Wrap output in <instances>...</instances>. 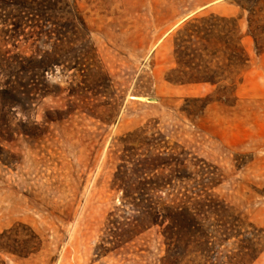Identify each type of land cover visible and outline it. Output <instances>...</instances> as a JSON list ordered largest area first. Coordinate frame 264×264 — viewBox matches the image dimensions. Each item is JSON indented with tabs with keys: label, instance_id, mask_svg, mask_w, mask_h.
Listing matches in <instances>:
<instances>
[{
	"label": "rangeland",
	"instance_id": "374dc122",
	"mask_svg": "<svg viewBox=\"0 0 264 264\" xmlns=\"http://www.w3.org/2000/svg\"><path fill=\"white\" fill-rule=\"evenodd\" d=\"M68 1L84 18L99 72L84 83L58 65L71 78L68 86L44 80L39 90L30 89L38 74L27 72L16 91L1 96L9 130L0 134V232L9 230L23 254L0 253V264H158V227L132 229L138 199L126 202L114 179L120 165L130 166L124 141L140 130L160 133V149L186 152L189 164L172 184L147 192L165 198L184 190L193 183L186 176L194 170L190 159L200 160L202 176L212 177L207 191L264 235V51L245 35L240 80L222 96L210 95L202 110L194 97L213 88L165 79L175 66L173 36L185 19L235 16L246 32L235 1ZM17 38L0 33V49L29 55L36 48ZM251 264H264V247Z\"/></svg>",
	"mask_w": 264,
	"mask_h": 264
},
{
	"label": "trees",
	"instance_id": "16d2710c",
	"mask_svg": "<svg viewBox=\"0 0 264 264\" xmlns=\"http://www.w3.org/2000/svg\"><path fill=\"white\" fill-rule=\"evenodd\" d=\"M234 1L245 13V33L237 17L210 13L185 19L173 36L175 66L166 72L165 79L177 85L213 88L210 94L194 97L202 102L200 110L209 103L210 95L218 98L224 94H218L221 90L234 87L240 80L248 60L245 35L252 37L256 52L264 51V0ZM0 24V33L7 39L16 40L23 35L24 41L31 39V44L36 45L29 55L0 49V98L17 90L14 84L21 78L19 74H38L30 89L39 90L44 73L54 70L53 66L73 69L72 76L79 73L84 83L94 70L99 72L87 25L73 1L0 0ZM49 43L53 45L51 53L37 46ZM7 130V122L0 117L2 137ZM144 133L140 130L133 138L132 133L127 136L123 157L130 166L120 165L123 169L117 170L114 179L126 202L138 199L139 214L132 229L158 227V250L162 251L158 264H251L264 247L263 230L247 223L241 213L207 191L212 177L202 176L204 166L200 160L190 159L194 170L186 176L192 177L193 183L184 190L178 189L165 198L147 192L172 184L179 171L188 170L189 164L186 152L176 154L160 149V133L149 137ZM133 143L144 146L143 152H134ZM9 233L0 232V253L22 256L23 252L16 251L10 243L13 239ZM32 236L37 238L33 231Z\"/></svg>",
	"mask_w": 264,
	"mask_h": 264
},
{
	"label": "clouds",
	"instance_id": "9594fccd",
	"mask_svg": "<svg viewBox=\"0 0 264 264\" xmlns=\"http://www.w3.org/2000/svg\"><path fill=\"white\" fill-rule=\"evenodd\" d=\"M42 51L51 53L53 51V45L51 43L45 45L42 48ZM55 68V72L52 69H49L44 73L45 82L49 85V87L59 86L66 87L71 82V78L68 74L63 73L59 66H53Z\"/></svg>",
	"mask_w": 264,
	"mask_h": 264
},
{
	"label": "bare ground",
	"instance_id": "6f19581e",
	"mask_svg": "<svg viewBox=\"0 0 264 264\" xmlns=\"http://www.w3.org/2000/svg\"><path fill=\"white\" fill-rule=\"evenodd\" d=\"M135 97V96H134ZM142 97V96H141ZM137 98H139V97H137ZM144 99V98H143Z\"/></svg>",
	"mask_w": 264,
	"mask_h": 264
}]
</instances>
